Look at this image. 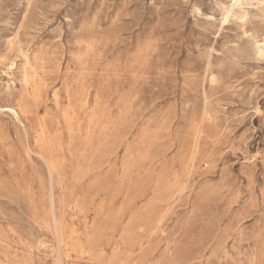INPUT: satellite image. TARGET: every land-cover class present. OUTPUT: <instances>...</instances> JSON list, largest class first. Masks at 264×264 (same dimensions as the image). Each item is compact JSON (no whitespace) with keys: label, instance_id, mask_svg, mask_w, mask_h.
<instances>
[{"label":"rangeland","instance_id":"obj_1","mask_svg":"<svg viewBox=\"0 0 264 264\" xmlns=\"http://www.w3.org/2000/svg\"><path fill=\"white\" fill-rule=\"evenodd\" d=\"M0 264H264V0H0Z\"/></svg>","mask_w":264,"mask_h":264},{"label":"bare ground","instance_id":"obj_2","mask_svg":"<svg viewBox=\"0 0 264 264\" xmlns=\"http://www.w3.org/2000/svg\"><path fill=\"white\" fill-rule=\"evenodd\" d=\"M239 2H240V0H235V4H238ZM6 109L9 110L10 112L12 111L13 113H15V115H17L13 108H6Z\"/></svg>","mask_w":264,"mask_h":264}]
</instances>
